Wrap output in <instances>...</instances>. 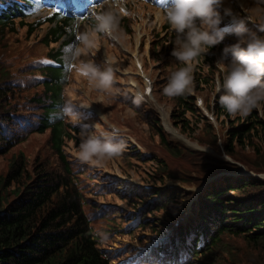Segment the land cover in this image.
<instances>
[{
  "label": "rangeland",
  "instance_id": "obj_1",
  "mask_svg": "<svg viewBox=\"0 0 264 264\" xmlns=\"http://www.w3.org/2000/svg\"><path fill=\"white\" fill-rule=\"evenodd\" d=\"M127 4L130 6V15H126L129 19L122 23L123 27H127L126 32L123 31L122 39L116 42L105 35L107 39L112 40L109 44L104 36L94 34L91 37L93 45L88 48L77 40L79 35L90 30L83 26L79 35L74 36V44L67 46L70 50L62 56L65 70L60 73V79L64 80L68 73L67 57L71 56L76 48L81 49L82 46L83 54L76 55V65L81 62H91L95 65L96 63L88 57V53L89 55L95 53L98 56L99 66L111 67L120 82L116 84V89L113 87V94H115L113 98L117 99L113 100L108 94L96 89L92 82L80 76L74 69L69 76L71 86L68 89L65 88L66 92L62 98L63 100L69 98L84 105H93L97 110L99 122L104 125L118 126L129 137V147L125 148L126 152L120 156L105 158L100 164L85 163L78 159L77 149L80 140L93 133L87 129L86 122L83 123L79 113L67 112V119L63 121V125L66 126L64 132L70 133L73 138L64 140L61 153L66 165L69 161V165L73 168L80 169L75 175H78L76 181L85 197L84 212L94 217L96 211L103 208L109 209L104 216L93 218L90 224L94 234L98 236V243H96L98 248L109 253L112 258L111 264H120L125 258L126 251L149 248L152 242L162 239V234L163 237H167L168 234H159L166 228H169L167 233L175 230L173 226L178 220L179 230L190 222H196L199 217L202 191L205 188L209 189L213 183L215 185L224 182L232 175V170L248 171L258 176V180L264 181V131L259 128L258 124L264 127V101L260 102L259 106L247 116L239 113L235 115L227 112L220 113L215 109L219 96L215 90L216 83L222 79V71L217 67L216 61L220 59L225 46L236 42L235 36L225 35L226 39H223L220 44L212 47L191 63L193 82L191 90L187 93L190 95L188 98L193 99L195 111L182 112L179 99L165 96L161 92V87L169 72L175 70L176 67L183 66L179 65L178 61L175 62L174 57L171 56L175 34L164 24L155 8L144 7L142 3L135 0H128ZM253 5L254 0H224L222 9L231 8L233 12L246 18L247 14L243 9ZM31 21L38 25L30 36H28L26 27L22 25L16 26L19 30L10 27L0 28V70H2L0 79L4 77L6 72L4 69L13 79L22 77L23 72L18 70L16 64L10 62L9 54L18 55L22 52L33 58L35 56L33 52L39 54L44 51V47L38 41L52 25L46 26L44 23L36 22L35 19ZM249 24L253 27L249 29L250 32L264 35L260 32V25L255 18ZM108 44L113 49H108L106 52ZM63 51L61 49V53ZM134 53L146 68V77H149L155 84L150 97L152 105L155 103L164 111L169 126L184 136L194 148H187L165 131L163 115L157 114L152 105V110L150 109L148 115L143 106L140 109H134L123 103L136 92L135 88L142 85V80L136 75L137 68L133 62ZM100 58L105 62L100 61ZM121 83L126 85L122 86ZM84 87L89 88V93L86 90L88 95L83 96ZM74 91L78 93L77 96ZM33 94V92L24 93L19 102L27 104ZM197 98H201V105L197 104ZM58 101L60 102H57L50 112V123H57L61 119V97ZM40 113L38 111L36 115ZM252 116H255L251 121L254 123L255 130L250 131V139L244 141L242 145L236 142L232 144L229 135L231 128L245 124ZM69 125H74L77 131L70 129ZM84 125L85 127L80 129ZM50 139L49 131L43 134L28 135L22 143L11 149L5 156H1L0 183L4 184L3 180L15 160L24 161L30 176L33 175L34 168L38 165L52 171H62V165L58 160V155L52 150ZM228 144L233 146L232 152L226 150ZM210 173L211 176L208 177ZM207 178L209 179L205 182ZM23 179L29 181L24 176ZM107 181L112 182L109 189L104 185ZM14 187L13 183L8 189L12 190ZM119 187H127V190L133 192L137 191L143 198L138 199L137 195L127 192L125 196L128 200H125L120 190H116ZM151 187L161 192L177 188L179 189L178 197L175 201L169 202L170 196L167 195L165 197L166 209L155 210V207H152L151 210L142 214L145 216L143 227H136L127 232L124 226L131 220H124L121 216L131 214L132 205L138 207L140 200L144 202L148 199L149 193H144L141 189ZM259 191L258 189L250 193L256 194ZM224 193L227 195L223 200L233 202L246 197L242 195L239 197L233 191ZM103 211L106 210L103 209ZM205 248L201 250L200 259L193 264H264V244L259 243L256 247L239 233L220 234L218 242L212 246L209 254H206ZM204 256L208 257L204 258Z\"/></svg>",
  "mask_w": 264,
  "mask_h": 264
},
{
  "label": "trees",
  "instance_id": "obj_2",
  "mask_svg": "<svg viewBox=\"0 0 264 264\" xmlns=\"http://www.w3.org/2000/svg\"><path fill=\"white\" fill-rule=\"evenodd\" d=\"M23 55L18 53V62L23 60ZM31 68L36 69L35 66ZM4 71V77L0 79V157L22 143L28 134L45 132L49 122L46 117L60 102V89L54 82L56 77H60V70L47 69L46 75L39 81L32 79L29 70L22 71L20 79H13L6 69ZM26 92H33L32 98L27 104L19 102ZM176 98L180 101L182 112L195 111L193 100L185 93ZM215 109L226 113L219 102ZM38 111L41 113L36 115ZM253 118L255 116L245 124L231 128L232 144L242 145L250 139L249 133L254 129ZM258 124L264 131L262 124ZM50 134L52 150L58 155L62 171L38 165L30 176L24 161L15 160L3 180L4 184L0 183V264H110L107 254L96 248L88 223L80 212V197L69 181V170L60 149L64 135L61 122L52 127ZM232 149L233 146L228 144L226 150L232 152ZM13 183L15 187L8 189ZM258 189V193H250ZM141 190L147 193L145 189ZM147 191L160 198L151 203L148 200L141 203L142 212L157 203V208L166 207L163 204L165 195H160L154 187ZM227 191L246 197L236 202L223 200ZM205 194L206 202L202 207L207 214L200 209V216L205 214L203 219L212 225L215 235L211 240L214 244L218 235L224 232L239 233L256 247L259 243L264 244V181L249 176L226 179L209 186ZM135 195L142 197L137 191ZM170 195L169 202L175 201L177 194L172 192ZM227 215L233 216L232 219H228ZM140 216L141 212L137 218L143 221L145 217L140 219ZM194 225L195 222L185 225L179 237H186ZM189 258L194 261L198 254L191 252Z\"/></svg>",
  "mask_w": 264,
  "mask_h": 264
},
{
  "label": "clouds",
  "instance_id": "obj_3",
  "mask_svg": "<svg viewBox=\"0 0 264 264\" xmlns=\"http://www.w3.org/2000/svg\"><path fill=\"white\" fill-rule=\"evenodd\" d=\"M128 0H103L90 17V30L78 36L85 47H92L94 34H105L119 42L124 33L119 27L120 15ZM224 0H169L165 8L157 11L161 19L175 34L171 56L180 67L170 72L163 94L177 97L191 90L193 78L191 63L212 47L220 44L225 36L221 27L225 19L232 25L231 34L236 42L225 46L216 65L222 71V79L216 83L219 105L230 115L247 116L264 101V35L250 32L246 24L255 18L264 33V0H254V5L243 9L246 18L231 8H223ZM107 4V7L104 5ZM241 7H243L241 5ZM71 47V46H70ZM81 49L76 48L79 55ZM80 76L92 82L96 89L112 96L114 71L111 67L101 70L93 63L72 66ZM139 101H134L138 103ZM67 111V110H66ZM74 120V118H72ZM119 130L85 136L80 140L77 156L81 162L100 164L105 158L120 156L126 144L117 139Z\"/></svg>",
  "mask_w": 264,
  "mask_h": 264
},
{
  "label": "snow or ice",
  "instance_id": "obj_4",
  "mask_svg": "<svg viewBox=\"0 0 264 264\" xmlns=\"http://www.w3.org/2000/svg\"><path fill=\"white\" fill-rule=\"evenodd\" d=\"M60 2V7H54L52 10L56 13H60L62 8H67V7H71L73 11H75L76 6L82 2V0H59ZM65 14L67 15V12H65Z\"/></svg>",
  "mask_w": 264,
  "mask_h": 264
},
{
  "label": "bare ground",
  "instance_id": "obj_5",
  "mask_svg": "<svg viewBox=\"0 0 264 264\" xmlns=\"http://www.w3.org/2000/svg\"><path fill=\"white\" fill-rule=\"evenodd\" d=\"M163 118H164V128H166V130L171 133V136L174 137L175 139H177L178 141L183 142L187 146H190L185 137H183L182 135L180 136L175 130H173L169 127L168 120L166 119V116H164ZM190 147H192V146H190ZM238 173L242 174L241 171H239Z\"/></svg>",
  "mask_w": 264,
  "mask_h": 264
}]
</instances>
